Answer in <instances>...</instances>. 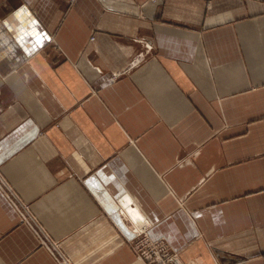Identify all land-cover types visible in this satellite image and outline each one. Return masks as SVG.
Listing matches in <instances>:
<instances>
[{
	"label": "crops",
	"instance_id": "obj_1",
	"mask_svg": "<svg viewBox=\"0 0 264 264\" xmlns=\"http://www.w3.org/2000/svg\"><path fill=\"white\" fill-rule=\"evenodd\" d=\"M140 217L264 264V0H0V264H144Z\"/></svg>",
	"mask_w": 264,
	"mask_h": 264
},
{
	"label": "built area",
	"instance_id": "obj_2",
	"mask_svg": "<svg viewBox=\"0 0 264 264\" xmlns=\"http://www.w3.org/2000/svg\"><path fill=\"white\" fill-rule=\"evenodd\" d=\"M116 75L117 73L113 74L114 77ZM21 213L26 218V213ZM132 245L145 264H186L181 260L179 252L164 237H152L147 227L145 230L143 227L136 231Z\"/></svg>",
	"mask_w": 264,
	"mask_h": 264
},
{
	"label": "bare ground",
	"instance_id": "obj_3",
	"mask_svg": "<svg viewBox=\"0 0 264 264\" xmlns=\"http://www.w3.org/2000/svg\"><path fill=\"white\" fill-rule=\"evenodd\" d=\"M137 61H138V59H137ZM121 203L123 204V206L129 207V208L132 209L131 200L128 198L127 195H124V196L121 197ZM143 227H144V230L146 229V227H147V230H148V223L142 217H140V223L138 224V226L136 227L135 230L138 231L140 228H143Z\"/></svg>",
	"mask_w": 264,
	"mask_h": 264
}]
</instances>
